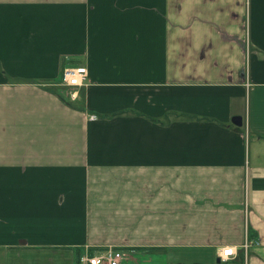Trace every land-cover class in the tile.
<instances>
[{
  "label": "crops",
  "instance_id": "obj_1",
  "mask_svg": "<svg viewBox=\"0 0 264 264\" xmlns=\"http://www.w3.org/2000/svg\"><path fill=\"white\" fill-rule=\"evenodd\" d=\"M107 248L264 264V0H0L3 264Z\"/></svg>",
  "mask_w": 264,
  "mask_h": 264
},
{
  "label": "built area",
  "instance_id": "obj_2",
  "mask_svg": "<svg viewBox=\"0 0 264 264\" xmlns=\"http://www.w3.org/2000/svg\"><path fill=\"white\" fill-rule=\"evenodd\" d=\"M87 81V70L84 66H76L66 68L62 71L61 83L68 89L67 95L70 99H76V88L85 85ZM95 117H91L94 119ZM243 248H248V243L245 242ZM236 252L233 247H225L217 251V256L221 261H227L235 256ZM125 252L107 248L102 252L92 254H84L80 258V264H121L125 260Z\"/></svg>",
  "mask_w": 264,
  "mask_h": 264
},
{
  "label": "rangeland",
  "instance_id": "obj_3",
  "mask_svg": "<svg viewBox=\"0 0 264 264\" xmlns=\"http://www.w3.org/2000/svg\"><path fill=\"white\" fill-rule=\"evenodd\" d=\"M63 88H64V89H67L65 86H63ZM125 254H127V253L125 252ZM130 255H132V254H130ZM81 256H82V255H81ZM81 256H80V258H81ZM125 256H126V255H125ZM80 258H79L77 264H80ZM125 259H126V257H125ZM128 260H129V258H128ZM124 261H125V260H124ZM124 261H122L121 264H123ZM161 261H162V260H161ZM127 262H128V261H127ZM164 263H165V261H164ZM0 264H3V251H1V250H0ZM165 264H173V263H172V261H166Z\"/></svg>",
  "mask_w": 264,
  "mask_h": 264
},
{
  "label": "water",
  "instance_id": "obj_4",
  "mask_svg": "<svg viewBox=\"0 0 264 264\" xmlns=\"http://www.w3.org/2000/svg\"><path fill=\"white\" fill-rule=\"evenodd\" d=\"M232 123L237 126L240 127L242 125V119L240 117H234L232 119Z\"/></svg>",
  "mask_w": 264,
  "mask_h": 264
},
{
  "label": "trees",
  "instance_id": "obj_5",
  "mask_svg": "<svg viewBox=\"0 0 264 264\" xmlns=\"http://www.w3.org/2000/svg\"><path fill=\"white\" fill-rule=\"evenodd\" d=\"M68 90V89H67Z\"/></svg>",
  "mask_w": 264,
  "mask_h": 264
}]
</instances>
